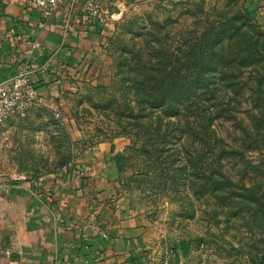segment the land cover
<instances>
[{
	"label": "rangeland",
	"instance_id": "374dc122",
	"mask_svg": "<svg viewBox=\"0 0 264 264\" xmlns=\"http://www.w3.org/2000/svg\"><path fill=\"white\" fill-rule=\"evenodd\" d=\"M245 1L263 3L259 6L264 10L262 0H131L120 8L112 4L109 12L118 10L117 15L101 10L111 34L100 65L92 63L89 75L79 69L80 75L63 76L57 86L61 99L40 97L39 92L38 103L26 116L14 115L0 124V184L61 175L101 141L124 137V152L130 139L115 132L128 120L123 116L134 98L132 53L159 42L179 45L207 17L238 9ZM254 17L264 30V14ZM218 129L228 140L234 138L232 123ZM143 170L141 156L117 169L122 196L112 203L113 210L122 201L129 203L145 227L154 264H264L263 210L225 212L215 197L195 200L186 193L178 199L173 191L153 187L137 173ZM182 240L189 242L187 254L180 248Z\"/></svg>",
	"mask_w": 264,
	"mask_h": 264
},
{
	"label": "trees",
	"instance_id": "16d2710c",
	"mask_svg": "<svg viewBox=\"0 0 264 264\" xmlns=\"http://www.w3.org/2000/svg\"><path fill=\"white\" fill-rule=\"evenodd\" d=\"M259 5L225 8L179 45L159 42L132 53L134 98L123 116L128 120L115 132L130 139L114 155L119 172L141 156L145 170L137 173L175 198L215 197L225 212H264V30L254 17L261 14ZM222 123L233 124L231 141L219 131ZM180 248L187 254L189 242L182 240Z\"/></svg>",
	"mask_w": 264,
	"mask_h": 264
},
{
	"label": "crops",
	"instance_id": "0c3cea01",
	"mask_svg": "<svg viewBox=\"0 0 264 264\" xmlns=\"http://www.w3.org/2000/svg\"><path fill=\"white\" fill-rule=\"evenodd\" d=\"M129 1L64 0L46 13L30 0H0V82L28 65L40 97H59L63 76L100 65L111 34L105 13ZM126 144L101 141L61 175L0 184V264H154L129 203L113 210L122 196L114 155Z\"/></svg>",
	"mask_w": 264,
	"mask_h": 264
},
{
	"label": "built area",
	"instance_id": "2783aa9c",
	"mask_svg": "<svg viewBox=\"0 0 264 264\" xmlns=\"http://www.w3.org/2000/svg\"><path fill=\"white\" fill-rule=\"evenodd\" d=\"M64 0H30L46 13H51ZM92 14L103 19L97 5L91 3ZM31 68L24 65L10 79L0 82V124L14 115L24 117L39 101V88L35 84ZM106 235V234H104Z\"/></svg>",
	"mask_w": 264,
	"mask_h": 264
}]
</instances>
